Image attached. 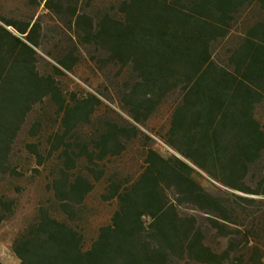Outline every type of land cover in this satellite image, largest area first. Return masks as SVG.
<instances>
[{
	"label": "trees",
	"instance_id": "trees-1",
	"mask_svg": "<svg viewBox=\"0 0 264 264\" xmlns=\"http://www.w3.org/2000/svg\"><path fill=\"white\" fill-rule=\"evenodd\" d=\"M40 1L71 34L64 56L45 55L71 72L86 46L102 69L127 71L118 103L136 125L147 126L176 97L164 154L122 122L99 124L91 145H64V166L50 184L60 213L73 220L104 178L101 197L116 210L85 247L66 220L38 208L13 241L18 264H264V127L256 117L264 103V0ZM1 21L26 41L0 25V176L14 177L12 150L34 107L51 102L59 117L50 157L67 138L79 141L76 129L89 124L97 100L66 104L54 76L38 71V18ZM139 136L147 144L138 174L106 177L100 163ZM27 148L41 159L35 144ZM75 156L87 158L86 175L71 173ZM15 209L0 195V226Z\"/></svg>",
	"mask_w": 264,
	"mask_h": 264
},
{
	"label": "rangeland",
	"instance_id": "rangeland-1",
	"mask_svg": "<svg viewBox=\"0 0 264 264\" xmlns=\"http://www.w3.org/2000/svg\"><path fill=\"white\" fill-rule=\"evenodd\" d=\"M112 0H105L111 3ZM40 20L42 31L37 49V69L45 76H54L58 87L62 91L66 104L72 100L76 103L95 98L93 112L89 124L79 125L76 129L79 141L73 142L68 138L63 141V146L48 157V152L56 140L57 135H62L59 117L56 108L51 102L45 101L34 107L24 128L19 133L11 154L12 168L18 175L14 177L0 176V195H5L16 202L14 214L0 226V264H18L12 252V245L17 234L22 231L34 218L38 208H45L52 216L66 220L58 209V202L53 197L50 189L52 179L57 171L64 166V157L61 151L64 145H86L92 142L93 130L101 123L122 122L137 128V130L152 140L151 147L158 153L164 154L165 145L161 136L167 128L170 103L176 96H172L169 104L162 106L156 115L148 122L147 126L136 125L119 107V88L128 77L127 71H118V68L107 66L102 69L96 54L89 47H82L81 54H74V67L71 72L62 70L55 60L45 55L53 52L56 56H64L67 51V41L71 34L54 16L46 15L44 2L40 0H0V25L8 20L16 24H25L30 20ZM11 33L25 41L14 28L5 26ZM26 42V41H25ZM60 69L63 74L55 72ZM256 117L264 127V103L256 110ZM39 122L37 130H32L34 123ZM35 144L41 159L31 154L27 146ZM147 142L142 136L134 139L127 150L119 157L107 158L100 163L106 168V177L111 174L119 175L123 180H131L138 174L142 166L144 148ZM74 149V148H73ZM77 152V151H76ZM75 170L83 175L87 174L89 166L87 158L73 157ZM40 162V163H39ZM204 180H207L203 177ZM208 181V180H207ZM203 183V182H202ZM206 186V183H203ZM105 187V178L94 184L93 191L86 197L83 204L77 209L76 217L67 221L83 238V244L88 247L95 239L98 229L109 223L117 203L115 200L103 201L102 194ZM251 221V220H250ZM250 221L243 222L244 224ZM217 244V240L213 241Z\"/></svg>",
	"mask_w": 264,
	"mask_h": 264
}]
</instances>
